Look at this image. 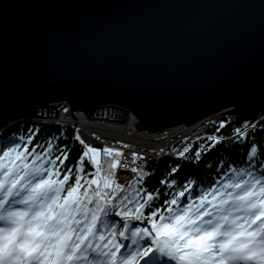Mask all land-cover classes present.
Segmentation results:
<instances>
[{
    "label": "water",
    "instance_id": "1",
    "mask_svg": "<svg viewBox=\"0 0 264 264\" xmlns=\"http://www.w3.org/2000/svg\"><path fill=\"white\" fill-rule=\"evenodd\" d=\"M65 104L138 131L251 118L264 0H0V131Z\"/></svg>",
    "mask_w": 264,
    "mask_h": 264
},
{
    "label": "snow or ice",
    "instance_id": "2",
    "mask_svg": "<svg viewBox=\"0 0 264 264\" xmlns=\"http://www.w3.org/2000/svg\"><path fill=\"white\" fill-rule=\"evenodd\" d=\"M226 126L221 121L217 131ZM256 129L245 123L232 135L243 144ZM33 139L0 149V264H264V170L251 163L258 157L255 144L247 166L229 165L224 177L197 195L195 180L182 186L161 180L175 191L157 203L160 190L144 186L152 173L134 166L140 153L124 154L131 145L95 147L77 130L82 151L68 164L66 145L49 141L29 151ZM207 139L214 141L207 150L225 140ZM205 151L173 149L196 162ZM118 171L135 175L124 185ZM178 171L174 166L168 175Z\"/></svg>",
    "mask_w": 264,
    "mask_h": 264
},
{
    "label": "trees",
    "instance_id": "3",
    "mask_svg": "<svg viewBox=\"0 0 264 264\" xmlns=\"http://www.w3.org/2000/svg\"><path fill=\"white\" fill-rule=\"evenodd\" d=\"M227 122V126L219 129V121L213 128L209 129L210 133L220 134L225 140L216 147L207 150V148L214 143L209 140H199L194 145H191V153L204 147L206 151L202 153V159L199 162L194 160H185L176 156L164 154L159 158L150 161L143 168L150 171L152 175L146 179L144 186L149 191L157 189L162 193L161 203L163 199L168 197L164 196L165 192H174L175 189L165 188L160 181L163 179H176L178 186L189 179L195 180L196 185L192 189L193 195H197L204 188H209L214 185L228 173V166L244 167L249 163L247 161V153L250 151V146L255 144L258 147V157L251 162L257 170H264V106L260 108L251 118L243 121L236 122L234 120L223 119ZM245 123L257 124V129L254 133L250 134V139L246 140L243 144L238 143L233 138V130L236 127H243ZM76 131L72 125L64 124L48 120H26L16 122L6 126L0 131V149L15 143H26L29 137H34L32 143L29 145V151L35 145H47L52 141L56 147L67 146L70 149V157L68 164H74L78 159L82 148L78 141L75 140ZM23 138V140H21ZM37 151H44V148H38ZM31 159V157L29 158ZM174 166H179V171L175 176H169L170 169ZM86 170H91L86 164ZM110 220L119 223V218L115 215L110 217ZM134 226L143 227L138 221H131Z\"/></svg>",
    "mask_w": 264,
    "mask_h": 264
},
{
    "label": "built area",
    "instance_id": "4",
    "mask_svg": "<svg viewBox=\"0 0 264 264\" xmlns=\"http://www.w3.org/2000/svg\"><path fill=\"white\" fill-rule=\"evenodd\" d=\"M73 116L70 114V108L67 104H65L61 109L58 110V116L56 117H42L43 120H50V121H55V122H61L65 124L72 125L77 133V130H79V134L83 139L86 140V142L90 143L92 146L95 147H103L105 145L111 146V147H120V145L117 144V141L123 142L124 144L131 145V147L123 149L124 154L126 157H130L131 153L137 152L140 153V156L142 157L141 159H138L136 162V167H144L146 164H148L150 161L155 160L159 158L160 156L167 154L174 156L176 154L173 153V149H182L185 146L192 145V141L196 139L202 138L204 135L203 131H206L210 127L214 126L215 122L219 119H221L223 116L229 117V115H221L219 117L218 115L215 118H212L211 121V126L207 125L208 121L205 122H200L199 125L196 126V129H194L192 132L187 131V126L184 125H178L169 128L168 130H163L162 132L158 131V133L162 134L161 137H159L158 141L160 143L158 144H152L151 146H144L143 144H134L131 141H128V139L123 138L120 139L121 137L119 136H107L101 133H95L96 131H90L87 129L83 124L82 121L86 120L89 121V117L84 111L81 110H76L72 112ZM232 118V117H231ZM96 121V120H95ZM130 124H135L138 120L135 117V115L131 112L127 115L126 121ZM113 123V122H112ZM125 127V126H123ZM180 132L174 133V129L180 128ZM130 130H126L125 136H131L134 133H138L136 131L137 129L134 127H129ZM184 131H187V133H184ZM182 132V133H181ZM145 133H150V132H145ZM203 133V134H202ZM95 134V136L93 135ZM99 135V136H98ZM151 135V134H149ZM99 137V139H96V137ZM163 140H165L163 142ZM161 142H163L161 144ZM127 163L131 164V160H127ZM147 162V163H146ZM135 174L131 173L130 171H118L117 176L119 179V183L127 185V183L133 178Z\"/></svg>",
    "mask_w": 264,
    "mask_h": 264
},
{
    "label": "bare ground",
    "instance_id": "5",
    "mask_svg": "<svg viewBox=\"0 0 264 264\" xmlns=\"http://www.w3.org/2000/svg\"><path fill=\"white\" fill-rule=\"evenodd\" d=\"M230 110V108H226V109H223L221 111H218L217 113H213L209 116H206L205 118L203 119H198L190 124H186V123H183V124H180V125H184V126H187V131H193L194 129H196V126L199 125L200 122H205V121H209V120H212V118H215L217 115H230L232 113H222V112H225V111H228ZM42 119V118H41ZM96 120V121H95ZM107 121V120H105ZM103 122V120H98V119H90L89 121H86V120H83L82 121V124L87 128L89 129L90 131H98V133H101V134H104V135H107V136H112V137H115V136H119L121 137L120 139H123V138H126L128 139V141H131L133 142L134 144H143L144 146H151L152 144H158L160 143V141H158L159 137L162 136V134L158 133V131H149V130H140L138 131V128L136 127L135 124H130L129 121L128 122H124V123H115V122H111V121H107V122ZM125 126V127H123ZM178 126V125H176ZM129 127H135L138 131V133H134L131 135V136H125V131L126 130H130ZM183 127H180V128H176L174 129V133H177V132H180L181 129ZM164 130H168L167 129H164ZM150 132L149 135L148 133H145V132ZM163 130H161L160 132H162ZM187 131H184V133H187ZM188 131V132H189ZM182 133V132H181ZM161 135V136H160ZM165 140H163L164 142ZM161 142V144L163 143Z\"/></svg>",
    "mask_w": 264,
    "mask_h": 264
},
{
    "label": "rangeland",
    "instance_id": "6",
    "mask_svg": "<svg viewBox=\"0 0 264 264\" xmlns=\"http://www.w3.org/2000/svg\"><path fill=\"white\" fill-rule=\"evenodd\" d=\"M218 116L221 117V115H218ZM231 117H234V115H229V118H231ZM38 118H40V117H34L33 119H34V120H37ZM234 118H235V117H234ZM42 119H43V118H42ZM38 120H39V119H38ZM38 120H37V121H38ZM44 120H46V119H44ZM222 120H223V119H220V120L216 121L214 125H216L219 121H222ZM53 121H54V120H53ZM104 121H105V120H103V122H104ZM105 122H107V121H105ZM10 123H11V122H10ZM12 123H13V122H12ZM205 123H206V122H205ZM211 123H212L211 121H208V122H207V125H208V126H211ZM8 124H9V123H8ZM212 127H214V126H212ZM212 127H210V128H212ZM1 131H2V130H1ZM95 133H98V131H96ZM203 133H204V135H203L202 138H201L202 140H206L208 136H216L217 138L221 137L220 134H218V132L213 133V135H211L209 129H207L206 131H203ZM203 133H202V134H203ZM98 136H99V135H98ZM198 141H199V139H196V138H195V139L192 141V144L194 145V144H195L196 142H198Z\"/></svg>",
    "mask_w": 264,
    "mask_h": 264
}]
</instances>
